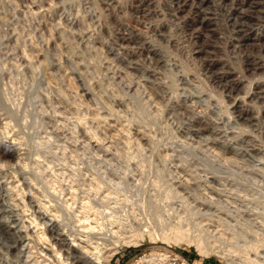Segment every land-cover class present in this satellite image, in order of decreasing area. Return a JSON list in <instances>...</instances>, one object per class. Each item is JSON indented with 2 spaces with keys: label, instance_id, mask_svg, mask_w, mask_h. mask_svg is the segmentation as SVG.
<instances>
[{
  "label": "rangeland",
  "instance_id": "obj_1",
  "mask_svg": "<svg viewBox=\"0 0 264 264\" xmlns=\"http://www.w3.org/2000/svg\"><path fill=\"white\" fill-rule=\"evenodd\" d=\"M198 1L153 0L155 11L147 12L136 0H0V121L11 123L4 133L0 128V223L10 225L0 227V264H57L50 244L58 245L35 210L40 201L51 214L76 213L81 202L70 200L71 184L79 200L90 190L98 210L113 208L126 223L153 216L130 205L132 196L161 205L174 204L178 194L202 198L212 205L208 217L222 215L238 232L263 210L264 92L250 95L264 81V0ZM243 36L259 38L242 43ZM225 69L243 79L237 97L254 107V122L239 117L227 81L217 78ZM77 116L91 121L87 125L107 148L86 147ZM48 136L49 147L37 144ZM7 140L19 146L20 164L4 153ZM62 152L64 160L58 159ZM61 185L70 190L66 195L59 194ZM40 229L46 239L39 238ZM154 250L177 253L190 264H222L193 245L147 236L119 244L109 264H137Z\"/></svg>",
  "mask_w": 264,
  "mask_h": 264
},
{
  "label": "bare ground",
  "instance_id": "obj_2",
  "mask_svg": "<svg viewBox=\"0 0 264 264\" xmlns=\"http://www.w3.org/2000/svg\"><path fill=\"white\" fill-rule=\"evenodd\" d=\"M152 1L153 0H136V2H137L136 6L138 5L140 7V9L142 8L143 10H145L147 12H149V11L151 12V10L155 11L152 8ZM199 1H200V3L205 2V0H199ZM199 7H200V5H199ZM257 9H258V7H257ZM145 11H144V13H145ZM240 36H242V35H240ZM258 38L259 37H257V36H246V37L243 36L242 43L243 42L247 43V42H249V40H250V43L251 42L254 43V42H256V40ZM246 46L247 45H245V47ZM20 57H21V59H19V61L21 60L22 64L23 63L25 64L26 62H28V60L26 59L28 57L24 56L23 53ZM41 60H42V58H41ZM260 60L258 63L259 65L263 64L261 62L264 61V60H262L260 62ZM42 63H44V61ZM27 65H31V64L27 63ZM255 65H256V63H255ZM259 65H257V66H259ZM249 68H251V67H249ZM254 68H256V67H254ZM27 70H29V69H27ZM216 73H217L216 76L219 80H224V82L227 81L226 84L224 82L223 83L225 84L227 91H229V93H231L234 96L233 100H232V105H233V107H235V109L238 110L239 117H242L245 120L247 119V122H248V120L252 121L255 117V115H254L255 112L253 110L254 107L252 106L253 107L252 108L249 103L244 102L241 99V97H237V96H239L238 94L240 93L239 91H241V88L244 87V86H242V87L240 86V85L244 84L242 81L243 79L239 76L236 77V75H234L232 70L230 71L229 69L228 70L225 69V70L220 71V72L218 71ZM228 79H230V80H228ZM244 82H245V80H244ZM68 83L72 87V85H73L72 81L69 80ZM85 92L87 93V91H85ZM263 92H264V81H261V82L259 81L255 85V91L250 96L261 97ZM43 98L45 99V97H43ZM83 117H86V116H83ZM1 118H3V117H1ZM90 118H93V117H90ZM5 119L7 120L8 117L6 118V116H5ZM77 119H78L76 121L77 124L75 123V125H77L78 130L81 134V139L84 140L86 147H88V148L90 147L93 149L94 148H98V149L100 148L101 149L104 146H105V148L108 147L107 145H104L102 143L103 142L102 140H99L100 138L97 135L98 133H95L96 130L94 128H93V130H95V131H93L91 129V127L93 125L92 126L87 125V123L90 124L91 121H87V118L85 119L82 117L81 118L78 117ZM94 119L92 121H96V123H97V120L96 119L94 120ZM103 119H105V117ZM239 120H240V118H239ZM3 121H4V118L2 119V121H0V128L1 127L3 128V126H4V130L1 129L2 130L1 132L4 133V131L6 130L5 127L6 126L8 127V125H10L11 123H9L10 121L9 122H7V121L3 122ZM253 122H254V120H253ZM49 134H54V133L50 132ZM229 135H231V134H229ZM147 137H148V135H147ZM50 138H51V136H48L44 139H40L37 141V144L39 146L49 147V145L52 142ZM144 138H146V137H144ZM7 141H9V140H7ZM5 142H3V145H2L4 153H6V155L11 157L14 161L16 160L15 161V163L17 162L16 164H20L21 160H17L20 158V154L18 152L19 146L17 149L16 145H15L16 142H14L13 140L12 141L10 140L7 143H5ZM39 150H41V149H39ZM36 151H38V148ZM104 151H105V149H104ZM39 152H42V150ZM38 155H37V157L35 156V158H38L39 156L41 157V154L39 156ZM55 155H58V153ZM42 156H44L46 163L43 162L42 157H41L42 159L40 157L39 158L42 160L41 162L44 163V164L42 163L44 168L47 169L49 166L46 164H48L50 161H48V163H47V160H48L47 157L48 156L46 157L45 155H43V153H42ZM65 157H66L65 152H62L61 155L58 156V159L64 160ZM11 158H10V160H11ZM232 158L233 157L228 158L227 160L233 161L234 159H232ZM18 161H19V163H18ZM35 161H39V159L38 160L35 159ZM40 164L41 163H39V165ZM2 165L4 166L3 163H2ZM37 165L38 164L36 162V167L39 166V165L38 166ZM28 166H29V163H28ZM45 166H48V167H45ZM35 169L36 168H34V170ZM37 169H36V171H39L41 174L36 172V171H35L36 172L35 173L33 170L30 173L32 174L34 172L35 174L38 173V174L42 175L43 174L42 173L43 168L41 167V168H37ZM51 169L53 170L54 168H51ZM43 172H44V169H43ZM53 172H55V170ZM62 173H63V171L60 174H58V176H60V175L62 176ZM262 174H264L263 171H262ZM237 175L241 176V172L237 173ZM34 176H32V177H34ZM54 176L56 177L57 174L55 173ZM262 176L264 177V175H262ZM32 177H31V180H32ZM245 178H249L254 183L258 182V180L254 176H252V177L251 176H245ZM59 180L61 181V179H59ZM56 182H58L57 179H56ZM61 183H62V181H61ZM58 184H60V183L58 182ZM58 184L56 186H58ZM62 185L59 187V194L60 193L63 194L64 191H66L65 189H67V188L64 189L63 188L64 186L62 187ZM74 185L75 184L70 185L71 192L68 193L71 195L70 200L72 199V201H73L75 199L76 202L78 200L81 203H79V205H77L79 207L76 210V213H74V210H72V209L71 210L73 212L71 210H67V211H69V214L71 211L72 214H70V215L68 213L62 212L63 214H61V215H62V218L64 219L65 223H61L63 219L62 220L60 219V216H61L60 213L56 214V213L60 212V210L58 209V210H56L57 212L55 211L56 212L55 214H51L47 211L48 208H47V210H45L44 205H43L44 202L42 203V205H39V203H40V201H39L38 202V208H41V206H42V208L41 209L37 208L38 210H35V211H38V213L37 212L36 213L39 214V215H35V216H39L40 218H42L45 221L44 224H47L49 230L51 231V237L49 240L54 241L55 244L58 245V249H57L54 247L55 245L53 243L50 244L52 251H54V253H55L54 255L57 256L58 262L60 261V264H109L110 258L114 254V250L117 249V246L119 244L125 243V242L129 243V241L132 242V240H133V242H139V241L143 240L146 236L149 237L150 239L161 238L165 241L174 242V243H177L180 245L181 244L193 245L201 255H203V256L214 255L215 257L220 258L222 260V264H264V208L261 211H256L253 213L254 218L252 219V221H250L251 225L249 226V228L245 229L243 232H238L236 230L235 225L231 224L230 221H228L226 219V217L219 215V214H217L215 218H212L210 214L208 217L207 211H210L212 209L211 208L212 205L210 206V203L208 204V202H206L202 198L192 197L193 199L191 198L192 200L189 201L188 199H190V197L187 198V196H183V195L178 194V201L176 200L174 202V204L173 203H167L165 201L161 205L157 201L152 199L151 197L140 199V198L132 196V197H129V204L130 205L141 206L142 208H145V209L148 208L149 210H151L153 216L151 218V221H145V222H142V224L139 221H137V222L133 221V223H129V222L126 223V222H123L121 219H118L117 216L115 214H113V212H115V209H113V208L110 211H107L106 213H102L100 210H98L95 207L94 200L92 198H90V196H89L90 194H89V192H87L90 190H87L86 192H84L85 193V194L83 193L84 195L79 194L80 196L83 195L82 197H80L81 198L80 199L81 201H80L77 198L78 193L76 192V188L75 187L73 188ZM90 185H91V183L90 184L88 183V187L92 188ZM258 186H259L260 190H262L264 192V185L259 184ZM67 190H69V189H67ZM176 193H178V192H176ZM19 194H22V193H19ZM29 194H31V193H29ZM64 194L66 195L67 193L65 192ZM18 196H20V195H18ZM32 196L34 197L33 194H32ZM32 196H29L30 199L32 198ZM67 197H70V196L68 195ZM59 198H61V197H59ZM1 199H2V197H1ZM14 199L15 198H13V200ZM21 199H23V198H21ZM32 200H31V202H32ZM63 200H65V199L63 198ZM75 200H74V202H75ZM2 201H4V200H2ZM49 201L50 200H48V202ZM61 201H62V199H61ZM68 201L69 200H67L66 203H64L65 201L62 203L66 204V205H70L69 203H71V202H68ZM34 202H36V200H34ZM23 203H24V200H23ZM30 204H28V205H30ZM44 204L46 205V203H44ZM75 204H77V203H75ZM21 205H23V204H21ZM31 206L34 207L35 205L33 204ZM65 208L69 209V206L68 207L66 206ZM70 208H72V205L70 206ZM196 213L199 214L200 217H202L204 219H208L209 221L206 222L207 220H203L201 218H200V220H196V218L191 217L193 214L197 215ZM66 214H68V216H70V217H67ZM199 215H198V218H199ZM32 217L34 218V216H32ZM227 217H229V216L227 215ZM36 218H34V220H36ZM20 220H19V222L21 223ZM34 220H33V223H35ZM60 220H61V222H60ZM36 221H38V220H36ZM41 222H43V221H41ZM135 222H136V225H133V224H135ZM29 223H30V221H29ZM38 223L36 222V224H38ZM5 224L0 223L1 229L4 226L6 228H9L10 225L8 226ZM22 224H24V221L21 223V225ZM31 224H32V222H31ZM150 224H153V225H150ZM29 225L27 227H25L26 225H24L25 229L28 228ZM32 225L35 227V224H32ZM40 226H42V224L39 225L38 228H40ZM65 226H68V228H65ZM127 226H129L130 230H127ZM143 226H145V227H143ZM36 228H34V229H36ZM194 229L199 231V232H194L193 231ZM9 231H11V230H9ZM43 231L41 230V234H39L40 231H38L39 233L36 232V235L39 234L40 235L39 238L42 237V238L46 239V237H45L46 235L44 233L45 231L44 232ZM201 231H203V232L205 231L206 232L205 235H203ZM12 232H14V231H12ZM9 234H11V232ZM26 234H28V233H26ZM207 236L211 237V239H207ZM49 240H47V241H49ZM42 241L45 242L44 239ZM13 253H15V252H13ZM167 257H168L167 254H162V253L156 252V250H154V251H151V252L146 253V254L142 255L141 257H139L137 260V263L141 262V261L150 262V261L155 260L157 258L164 259ZM58 262H57V264H58Z\"/></svg>",
  "mask_w": 264,
  "mask_h": 264
},
{
  "label": "built area",
  "instance_id": "obj_3",
  "mask_svg": "<svg viewBox=\"0 0 264 264\" xmlns=\"http://www.w3.org/2000/svg\"><path fill=\"white\" fill-rule=\"evenodd\" d=\"M156 252H159L162 254H167L168 257L164 258V259L157 258V259L152 260L150 262L141 261V262H138L137 264H190L189 260L186 257L179 255L177 253L165 252L163 250H156ZM147 253H149V252H147ZM144 254H146V253H142L141 255H144ZM141 255H139V256H141ZM137 258H135V260Z\"/></svg>",
  "mask_w": 264,
  "mask_h": 264
},
{
  "label": "crops",
  "instance_id": "obj_4",
  "mask_svg": "<svg viewBox=\"0 0 264 264\" xmlns=\"http://www.w3.org/2000/svg\"><path fill=\"white\" fill-rule=\"evenodd\" d=\"M189 256V255H188ZM112 264H118L117 262H114V263H112ZM119 264H122L121 262L119 263ZM199 264H207V263H205L203 260H200L199 261Z\"/></svg>",
  "mask_w": 264,
  "mask_h": 264
}]
</instances>
